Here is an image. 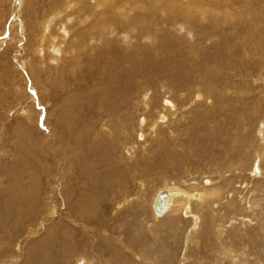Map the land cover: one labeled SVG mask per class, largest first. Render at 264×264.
Returning a JSON list of instances; mask_svg holds the SVG:
<instances>
[{
	"label": "rangeland",
	"instance_id": "rangeland-1",
	"mask_svg": "<svg viewBox=\"0 0 264 264\" xmlns=\"http://www.w3.org/2000/svg\"><path fill=\"white\" fill-rule=\"evenodd\" d=\"M148 1L93 9L110 29L89 41L96 16L72 15L63 39L70 9L41 29L59 0H0V264H264V179L250 174L258 148L264 174V0ZM203 183L219 196L194 202L196 223L151 215L159 187ZM16 185L35 188L23 220Z\"/></svg>",
	"mask_w": 264,
	"mask_h": 264
},
{
	"label": "bare ground",
	"instance_id": "bare-ground-1",
	"mask_svg": "<svg viewBox=\"0 0 264 264\" xmlns=\"http://www.w3.org/2000/svg\"><path fill=\"white\" fill-rule=\"evenodd\" d=\"M95 0H86V1H82V0H63L62 2L59 0V2H61L60 4H65V5H61L60 7H59V5H58V7H59V9L58 8H55V9H57L56 11H53V12H55L52 16H50V15H48V16H50V18L48 19V20H45L44 21V23H43V27L41 28L42 29V32H43V35H45V33L47 32H49V31H51V21H53V19L54 18H56L57 20L58 19H60V17H62V14H64V12H66L68 9H70V14L69 15H67L66 17H65V19H64V21H62L60 24H62V29H61V34H62V37L61 38H63V39H65L67 36H68V34H69V32H70V30H71V28H70V24L69 23H72L75 19H74V17H71L72 15H74V14H86V15H84V16H76V18H77V24L78 25H81L82 23H84V22H87L89 19H90V15L91 16H96V19H95V22H94V25L93 24H91L90 26H89V33L87 34H85V35H83L84 37L82 38V39H85V40H89L90 41V39L89 38H92V39H96V37H97V39H99V40H103L104 38H103V33L107 30V31H109L108 29H110L109 28V26H110V21H109V19H107L106 20V18L105 17H108V16H106V11L107 10H105V11H98V12H93V9H95V8H99V9H101L102 8V5L101 4H104L105 6L109 3V0H96L97 2H94ZM103 1H105V2H103ZM146 1V0H145ZM148 1V0H147ZM160 1V0H159ZM216 1V0H215ZM127 2V1H126ZM149 2V1H148ZM201 2V1H200ZM205 2V1H204ZM56 3V2H55ZM84 3H87V4H84ZM127 3H130V2H127ZM194 3H196V2H194ZM233 3V2H232ZM82 4V5H81ZM139 4V3H138ZM1 5H3L2 3H1ZM55 5H57V4H55ZM124 5H126V3L125 2H111V4L109 5V7H112L113 9L112 10H119V11H122L123 9H124ZM87 6V7H86ZM142 6V5H141ZM203 6V5H202ZM13 7H15L16 8V4H14L13 5ZM153 7V6H152ZM72 8V9H71ZM105 8V7H104ZM126 8V7H125ZM118 10H117V13H118ZM130 11H131V9H130ZM251 12V11H250ZM231 13V12H230ZM14 14V13H13ZM120 14H122V15H124L122 12H120ZM100 15H104V16H100ZM14 16H16V12H15V14H14ZM11 18H12V16H11ZM56 20V21H57ZM128 20V19H127ZM126 20V21H127ZM55 21V22H56ZM109 21V22H108ZM108 24H107V23ZM6 23V22H5ZM54 24V23H53ZM127 24H129V20H128V23ZM130 24H131V21H130ZM129 24V25H130ZM124 26V25H123ZM127 25H125V27H126ZM97 27V28H96ZM126 28H128V27H126ZM96 30V32L94 33V32H92L93 30ZM113 29V28H112ZM99 32V33H98ZM52 33V32H51ZM51 33H49V35H50V38H49V40H50V42H51V44H52V48H59V47H61L62 45H61V42H60V46H58V44L55 42V38L57 37H55L54 35H52ZM74 36H76V35H74ZM80 37L81 36H77V40H82V39H80ZM58 38V37H57ZM56 38V39H57ZM103 38V39H102ZM62 39V40H63ZM75 40V38H73V40L71 41V46L70 47H76L77 46V44H76V42L74 41ZM37 45V44H36ZM45 45V44H44ZM50 45V44H49ZM48 46V45H47ZM36 48H37V46H36ZM35 48V49H36ZM78 48V47H77ZM43 49V48H42ZM72 49H76V48H72ZM52 50V49H51ZM55 50V53H56V51L58 52L59 50L58 49H54ZM40 51V50H39ZM37 52H38V50H37ZM72 52H74L73 50H70V53H72ZM38 54V53H37ZM42 54V53H41ZM56 55V54H55ZM55 55H53V56H55ZM36 56V55H35ZM52 58H55V57H52ZM42 60V59H41ZM55 60V59H54ZM57 61H59V60H57ZM51 62V61H50ZM112 65V64H111ZM56 66V65H55ZM108 70V69H107ZM111 78H115V81H113V82H117V80L118 79H121V77L119 76V75H117V74H114L113 72H112V75H111V77L110 78H108V80L109 79H111ZM261 79H263V81H264V76H262L261 77ZM114 83V84H115ZM262 83V82H261ZM112 85V83L111 82H108L107 81V83H106V85H105V90H107L108 91V89L110 88H108V86L110 85H112V86H115V85ZM118 84V83H117ZM201 86V85H200ZM264 86V85H263ZM207 87V86H206ZM113 87H111L110 89H112ZM212 88V87H211ZM210 89V88H209ZM264 89V88H263ZM194 90V89H193ZM201 90V89H200ZM235 90V89H234ZM206 91V90H205ZM204 91V92H205ZM241 91V90H240ZM147 92V91H146ZM201 92H202V90H201ZM207 92V91H206ZM262 92H263V90H262ZM264 94V93H263ZM104 95H106V96H110V95H112L113 96V98L114 97H116L117 96V98L120 96L119 95V92H117V91H113V92H111V90H110V92H106L105 91V93H104ZM148 97H149V95H147ZM148 97H146V96H144V100L142 101L143 102V105H144V107L145 108H149V104H148V102H149V100H150V98H148ZM203 97H205L204 96V93L202 94V93H197V95H196V98L197 99H199V100H203V99H205V98H203ZM147 98V99H146ZM109 100V99H108ZM207 100H210V98H207ZM100 103L102 104L103 103V99H101L100 98ZM117 101V100H116ZM172 101V100H171ZM170 100H168V99H166L163 103H162V105H161V110L160 111H157L158 110V108L156 109V112H157V118L151 123V128H154L155 129V127H156V125H158L159 123H163L164 124V122H166V120H167V113H166V111H172V110H174V105H173V103L171 102ZM116 104V102L115 101H112V102H110V106L112 107V106H114ZM175 104V103H174ZM147 113V112H146ZM169 115V114H168ZM138 120H143V122H145V120H146V118H141V119H138ZM140 121V122H141ZM139 126V125H138ZM245 127V126H244ZM147 128V127H146ZM141 130V129H140ZM149 130H150V128H149ZM151 131V130H150ZM256 133H255V135L257 134L258 135V139H260L262 142H264V119H261L260 121H259V123L257 124V126H256ZM123 132V131H122ZM141 135V134H140ZM259 145V144H258ZM263 144H261V146H262ZM237 147V146H236ZM263 147V146H262ZM128 149V148H127ZM255 149V148H254ZM255 152H254V154H252V156H253V161H252V163H251V167H250V174H251V176L252 177H255V178H258V177H260V178H263L264 179V174H263V168H262V166H261V160H262V153H261V151H260V149L258 148V149H255L254 150ZM253 152V151H252ZM19 161V160H18ZM231 164H233V163H231ZM14 167V166H13ZM232 167V166H231ZM234 168H236L235 166H234ZM6 169H7V171L10 173V172H13V171H10V167L9 166H7L6 167ZM18 172V171H17ZM12 174H14V173H12ZM39 174V173H38ZM15 175V177L17 178V177H19L18 175H16V174H14ZM248 177V176H247ZM18 181V180H17ZM169 181V180H168ZM264 181V180H263ZM19 182V181H18ZM227 183V182H226ZM166 184V183H165ZM195 184V183H194ZM215 184V183H214ZM202 185V184H201ZM211 185V184H210ZM26 186V185H25ZM93 186V185H92ZM209 186V185H208ZM201 188H198L197 186H195V185H193V189L191 188V190L190 191H185V190H183V189H181V188H179V187H177V186H166V185H164V186H161V187H159L158 189H156L155 190V192L151 195V200H150V210H151V215H153V217L154 218H156V219H161V218H163V216L164 215H166V214H168V213H177L178 211H182L183 212V214L184 215H187V216H189V217H192L193 218V221L196 223V221H197V218H198V216L195 214V212L192 210V207H193V204H195V203H199L200 205L199 206H201L200 207V209L203 207V205H204V203L208 206V207H210V206H212L213 204L212 203H209V202H204V200L207 198V199H211V201H214V197H218L219 196V190L218 189H216V188H210V187H206V186H204V183H203V185L202 186H200ZM34 186H30L29 188H27V189H24L23 187H18L17 185H16V190H17V193L18 194H20L21 196H22V199H25V204H26V207H24L23 206V208H22V206H20V205H18V206H16L17 208H15L14 209V213L16 212L17 213V216L20 218V219H25L26 217H27V215L28 214H30V211L31 210H33V209H35L36 210V208H34L32 205H35V204H33V202L31 201V199H30V196H33L34 197V194H35V192H34ZM190 189V188H189ZM36 194H38V193H36ZM37 196V195H36ZM91 196H93V195H91ZM158 196H161L162 197V200H163V210H161V211H159V210H157L156 209V207H155V202H156V199H157V197ZM32 197V198H33ZM88 197V196H87ZM137 197H139V196H137ZM12 198V197H11ZM88 198H90V197H88ZM87 198V199H88ZM92 199H94L93 197H92ZM126 199H127V197H126ZM138 199V198H137ZM84 200H86V199H84ZM89 200H91V198L89 199ZM34 201V200H33ZM92 201V200H91ZM94 202V201H93ZM195 202V203H194ZM209 203V204H208ZM96 204V203H95ZM231 204V203H230ZM94 206H97V205H94ZM219 206V205H218ZM120 207V206H119ZM92 209V208H91ZM198 209V208H197ZM198 211V210H197ZM194 212V213H193ZM10 214V213H9ZM11 215V214H10ZM169 215V214H168ZM202 216V215H201ZM215 216V215H214ZM37 217V216H36ZM156 219H154V220H156ZM85 225V224H84ZM173 225V224H172ZM197 225V224H196ZM222 226V225H221ZM192 228V227H191ZM194 228V227H193ZM217 228H218V226H217ZM220 229V228H219ZM191 230V229H190ZM216 230V229H215ZM189 231V230H188ZM219 232H220V230H218ZM46 235H48V234H46ZM49 236V235H48ZM216 238V237H215ZM188 239V238H187ZM49 239H48V237L46 236V237H43L42 239H40V241H39V245H38V243L37 242H32L31 244L32 245H35L36 244V246H40V249L39 250H37V251H35L36 252V254L38 253L39 255H41V256H43V254H44V256H45V254L46 253H44V252H46L47 251V249H46V251L44 250H42V245L44 244V243H46L47 241H48ZM218 240V239H217ZM219 242V241H218ZM121 244V243H120ZM31 248H33V247H31ZM35 248V247H34ZM226 251V250H225ZM31 253H33V250L31 251ZM37 254V255H38ZM29 255V254H28ZM33 255V254H32ZM40 257V256H39ZM34 258V257H33ZM136 258H137V256H136ZM185 258V257H184ZM77 261L75 262V264H90V260L87 258V257H84V256H82V257H77ZM186 259V258H185ZM185 259H183V260H185ZM37 260V259H36ZM232 260V259H231ZM235 260V259H234Z\"/></svg>",
	"mask_w": 264,
	"mask_h": 264
},
{
	"label": "water",
	"instance_id": "water-1",
	"mask_svg": "<svg viewBox=\"0 0 264 264\" xmlns=\"http://www.w3.org/2000/svg\"><path fill=\"white\" fill-rule=\"evenodd\" d=\"M155 207L159 211L163 210V200L161 196L157 197L156 202H155Z\"/></svg>",
	"mask_w": 264,
	"mask_h": 264
}]
</instances>
